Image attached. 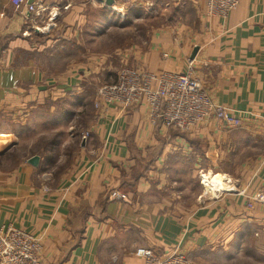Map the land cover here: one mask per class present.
Instances as JSON below:
<instances>
[{"label": "crops", "instance_id": "1", "mask_svg": "<svg viewBox=\"0 0 264 264\" xmlns=\"http://www.w3.org/2000/svg\"><path fill=\"white\" fill-rule=\"evenodd\" d=\"M139 2L112 19L104 1L42 0L44 16L25 18L0 0V138L14 139L0 152V227L37 238L42 264H142L137 247L215 264L263 253L264 206L246 203L264 175V0L224 16L207 0ZM126 64L190 68L239 127L165 128L145 100L95 107Z\"/></svg>", "mask_w": 264, "mask_h": 264}, {"label": "built area", "instance_id": "2", "mask_svg": "<svg viewBox=\"0 0 264 264\" xmlns=\"http://www.w3.org/2000/svg\"><path fill=\"white\" fill-rule=\"evenodd\" d=\"M9 1L16 8H25V18H29V14L39 18L44 16L46 8L42 0ZM120 3L121 0H113L108 8L117 10ZM237 4L238 0H207L208 11L221 16L226 15ZM55 16L56 13L51 14L50 18ZM94 99L95 107L116 103L122 111L145 100L149 105V115L153 123L159 120L163 127L181 131L189 130L209 116L233 128L240 125V121L229 108L209 99L199 80L191 75L190 68L185 73L154 74L139 67H123L117 73L115 81L98 86ZM87 137L88 133L84 132L82 139ZM261 181V189L247 197L246 207L249 209L256 204L264 206V175ZM228 188L245 195V188L238 190L235 185ZM110 196L116 199L125 197L118 191H113ZM38 242L32 234L14 225L0 227V264H42L41 245ZM134 253L141 259L142 264H195L178 249L160 253L148 247H137Z\"/></svg>", "mask_w": 264, "mask_h": 264}, {"label": "rangeland", "instance_id": "3", "mask_svg": "<svg viewBox=\"0 0 264 264\" xmlns=\"http://www.w3.org/2000/svg\"><path fill=\"white\" fill-rule=\"evenodd\" d=\"M139 3H141V2H139V0H121V3L116 7V9L117 10H110L109 9V11L110 12H112L113 14H112V19L114 18V17H124V14L126 15V13L129 11L128 9H130V8H132V7H134V6H138L139 5ZM139 7H142L141 5H139ZM144 10H148V6H144V8H143ZM167 16H169V14H167V15H165V18H167ZM147 17V16H146ZM157 17H160V16H157ZM157 17L155 18L154 16L152 17V20H153V22H152V27H153V29H155L157 26H158V24L160 23V21L157 19ZM168 19V18H167ZM89 47H95L96 45L95 44H93V43H90V44H87ZM122 65V64H121ZM124 68H126V67H135V66H132V65H130V64H126V65H124L123 66ZM123 67H119L118 68V70L120 71L121 69H123ZM140 68V67H139ZM117 70V71H118ZM118 71V72H119ZM44 117H46V113L45 112H42L41 113ZM13 138L11 139V141H9L7 144H6V146L4 147V148H6L7 147V145L8 144H10L11 142H13ZM4 148H2V149H0V152L2 151V150H4ZM23 148V147H22ZM23 150V149H22ZM24 151V150H23ZM25 152H26V150H25ZM248 208V207H247ZM249 209V208H248ZM253 209V208H252ZM252 209H249V210H252ZM253 236V235H252ZM256 242V241H255ZM174 249H172V250H169V252H171V251H173ZM252 252H249L248 251V253H245L246 255L245 256H241L240 257V259H242L241 261H237V262H235V263H232V264H264V252L262 253H260V252H256V250H252V249H250ZM155 251V250H154ZM156 252V251H155ZM184 254H186L190 259H191V261H193V263H195V264H215V262L213 261V255H211V254H209V253H207V254H205V256L202 258L201 257V259L198 257V256H195V257H192L190 254H188V253H185V252H183ZM241 254V253H240ZM238 253H237V257H238ZM209 256L210 257H212V258H210L209 259ZM218 256V258H224L222 255L221 256H219L218 254L215 256V257H217ZM198 259H199V261H198ZM235 258H232L231 260H234ZM221 260H224V259H221Z\"/></svg>", "mask_w": 264, "mask_h": 264}, {"label": "water", "instance_id": "4", "mask_svg": "<svg viewBox=\"0 0 264 264\" xmlns=\"http://www.w3.org/2000/svg\"><path fill=\"white\" fill-rule=\"evenodd\" d=\"M98 1H104V3L107 5V6H111L113 4V0H98ZM196 48L193 50L190 58L192 59L196 53ZM28 162H30L31 164H36L38 162V156H32L29 158Z\"/></svg>", "mask_w": 264, "mask_h": 264}, {"label": "bare ground", "instance_id": "5", "mask_svg": "<svg viewBox=\"0 0 264 264\" xmlns=\"http://www.w3.org/2000/svg\"><path fill=\"white\" fill-rule=\"evenodd\" d=\"M9 141H11V136H6V138H0V149L4 148ZM202 181H204L206 183L208 182L206 178H204V179L202 178ZM216 181H218V180H216Z\"/></svg>", "mask_w": 264, "mask_h": 264}]
</instances>
